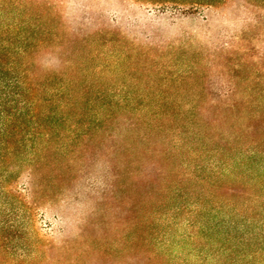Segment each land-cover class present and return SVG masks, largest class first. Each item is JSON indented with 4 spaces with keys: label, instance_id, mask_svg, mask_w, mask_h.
I'll return each mask as SVG.
<instances>
[{
    "label": "rangeland",
    "instance_id": "obj_1",
    "mask_svg": "<svg viewBox=\"0 0 264 264\" xmlns=\"http://www.w3.org/2000/svg\"><path fill=\"white\" fill-rule=\"evenodd\" d=\"M177 1L0 0L1 60L15 59L20 39L41 36L44 26L70 41L76 33L82 37L99 31L94 36L93 64L96 69L110 66V85L103 89L113 96L99 100L106 106L114 103L111 97L137 104L147 100H203L206 107L210 102L246 103L232 114L212 113L205 130L191 132L184 165L174 163L177 181L191 179L184 190L187 204L178 201L177 206L184 207L178 211L174 203L159 208L151 202L154 212L162 210L166 216L154 221L156 230L148 238L163 264H264V0H226L198 13L173 10ZM47 42L50 46L33 58L34 80L41 88L59 85L58 79L44 82L54 68L74 71L62 65L63 59L75 60L63 53L66 46L58 39ZM38 96L45 97L39 92ZM90 108L89 104L69 113L81 114L88 127ZM52 123L45 120L37 129L19 122L13 139L18 156L9 162L20 183L28 180V172H35L42 192L35 225L46 237L26 234L8 243V248L14 254L20 247L31 251L37 238L42 239L48 243V260L42 264H50L61 245H74L78 229L73 222L90 214L92 207L101 209L100 192L107 189L114 195L117 189L119 198L127 191L119 182L111 188V179L116 176L130 184L136 160L150 166V159H143L146 154L131 152L127 146L122 150L131 164L107 162L111 150L96 145L100 135L92 127L85 141L78 142ZM103 126L115 127L113 134L123 133L112 122ZM108 141L115 145L114 139ZM56 146L65 152L60 154ZM35 155L42 156V162H32ZM152 187L142 191L154 195ZM61 214L67 216L63 222L56 219Z\"/></svg>",
    "mask_w": 264,
    "mask_h": 264
},
{
    "label": "trees",
    "instance_id": "obj_2",
    "mask_svg": "<svg viewBox=\"0 0 264 264\" xmlns=\"http://www.w3.org/2000/svg\"><path fill=\"white\" fill-rule=\"evenodd\" d=\"M225 1L178 0L174 2L176 7L172 9L198 13ZM42 25H47V21ZM33 27L39 28L36 24ZM40 29L41 36L20 39L21 45L16 48L15 59L2 62L0 56V264H42L48 258V243L39 238L30 246L31 251L20 247V252L14 254L8 248V243L21 240L26 234L46 237L35 225V215H38L37 208L42 195L35 172H28V180L20 183L17 181L19 176L9 163L15 162L18 156L13 139L19 122L29 123L39 129L45 120L53 122L54 127L66 129L70 138H75L78 142L85 141L87 130L92 127L95 135H100L96 145L111 150L107 162L132 163L124 154L122 146H127L131 152L137 150L140 155L146 154L144 160L150 159L148 168L144 166V162L135 161L137 170L129 175L132 179L130 184L116 176L111 179V188L118 186L119 182L124 183V191H128L119 198L116 195L117 189L114 190V195L107 189L98 192L101 200L98 205L101 209L92 207V214L74 220L72 227L78 229L74 245H61L58 255L50 264H163L158 254H153L148 237L150 232L156 230L154 221L164 218L166 214L162 210L154 212L151 202L156 207L159 205V208L174 203L178 211L184 210L183 206H177V202H187L189 196L184 190H187L191 179L177 181L175 178L179 172L175 170L174 163L182 162L180 167L184 165L187 152L185 145L189 142L191 132L205 130L208 127L206 118L212 113L232 114L241 111L246 103L242 106L236 101L225 102L220 106L217 102H210L206 107L201 104L203 100H147L137 104L133 100L111 97L114 103L106 106L101 101L105 96L111 95V92L103 89L110 85V66L104 64L101 69H96L98 66L93 64L97 58V37L94 36L99 31L82 37L76 33L70 41L59 38L51 28L44 26ZM54 39H58L59 45L66 46L63 53L75 59H63L61 64L64 68L73 67L74 71L63 73L60 68H54L46 74L44 82L58 79L59 85L55 87L49 86L51 83H44L47 87L41 88L38 87L39 81L34 80L33 72L36 68L33 58L43 48L50 46L47 40ZM38 92L45 97L38 96ZM89 104L91 108L88 109V118L92 124L89 123L87 127L80 120L81 114L76 116L69 111L75 109L80 112ZM111 122L122 129V135L118 132L113 134L115 127L110 129L109 126H103ZM110 138L114 139L115 145L108 141ZM73 140L72 143H75L76 140ZM167 146H174L178 150L173 152ZM56 151L60 154L65 152L62 146H56ZM32 162H42V156L35 155ZM165 162H168L167 168H164ZM142 167L144 170L141 173ZM106 185L104 183L103 186ZM143 185H152L155 194L142 191ZM118 192L122 194L123 191ZM96 214L108 220H98ZM66 217L61 214L56 219L63 222ZM184 221L189 222L188 219ZM154 238L155 235H152L151 239ZM53 248L56 249L54 246ZM103 255L107 260L101 258Z\"/></svg>",
    "mask_w": 264,
    "mask_h": 264
}]
</instances>
